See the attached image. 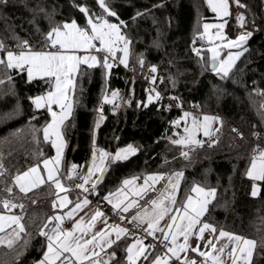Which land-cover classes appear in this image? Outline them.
I'll use <instances>...</instances> for the list:
<instances>
[{"label": "trees", "instance_id": "trees-1", "mask_svg": "<svg viewBox=\"0 0 264 264\" xmlns=\"http://www.w3.org/2000/svg\"><path fill=\"white\" fill-rule=\"evenodd\" d=\"M107 2L117 14L108 18L118 23L131 41L127 65L138 70L141 67L138 60L142 57L144 67L157 68L160 89L165 95L177 97L182 108L197 107L203 114L219 116L220 129L185 159L181 156L184 149L171 142L180 138L182 122L168 124L173 116L181 115L180 111L167 112L158 101L147 103L149 89L123 66H113L107 73L101 66L82 65L72 94V113L63 126L66 147L59 178L73 187L83 181L93 163L94 152L98 162L100 150L115 154L132 145L137 148L135 155L106 164L110 170L98 189L96 201L104 204V196L118 190L126 179L160 173L166 179L157 186L159 190L165 187L167 177L183 172L176 198L178 204L193 194L190 190L195 185L215 189V198L208 204L203 220L210 222L216 232L223 230L259 242L264 238V181L259 195L252 196L253 184L246 171L256 154L255 135L258 140H264V96L261 95L264 0H240L243 7H237L245 22L244 27H237L236 33L244 30L252 37L240 48L247 51L223 79L209 67L211 43L206 39L204 24L215 21L216 14L208 0ZM80 6H86L95 17L102 14L97 0H0V42L4 45L0 57L4 58L6 51L21 48L18 45L23 41L33 50L45 47L46 34L65 22L75 21L79 27H86L87 17L79 10ZM40 8L44 11H39ZM255 14L259 26L255 24ZM194 49L200 51V56ZM121 54L117 52L118 57ZM103 56L100 53V58ZM0 81H3L0 83V164L4 169V175L0 176V199L10 198L24 205L17 210L23 212L26 233L21 234L12 248L0 245V264H37L46 250L45 237L39 233L56 212L55 189L47 182L27 194L21 193L15 186V176L38 166L54 153L52 143L44 140L42 131L51 116L46 109H36L32 103L33 98L51 89V82L29 81L25 70L8 69L2 64ZM113 91L119 93L114 102H104L105 96L113 100ZM141 102L147 107L138 106ZM72 165L77 169L68 178ZM5 187H12L13 193L5 192ZM0 210L6 209L0 206ZM24 241H28L26 247ZM159 253L155 251L152 255ZM120 257L112 264H120ZM251 264H264V248L255 249Z\"/></svg>", "mask_w": 264, "mask_h": 264}, {"label": "snow or ice", "instance_id": "snow-or-ice-1", "mask_svg": "<svg viewBox=\"0 0 264 264\" xmlns=\"http://www.w3.org/2000/svg\"><path fill=\"white\" fill-rule=\"evenodd\" d=\"M98 6L101 9V16L95 17L94 14L86 6H80L79 10L87 17L85 28H80L75 21L71 23L65 22L63 25H57L50 29L46 34L45 46L50 44L52 47L59 46L56 52L52 51H34L27 41H23L18 47L22 50L19 53L13 51H6V57H0V64L4 65L8 69H20L26 70L29 81L36 76L54 78L55 91H50L46 96H38L32 99V103L36 109L46 108L52 116V120L43 128V138L45 141H51L53 147L56 148V158L54 161L45 159L43 161L44 168L47 172V178L39 174L38 167H30L22 174L15 176V186L19 187L21 193L27 194L34 188L39 187L41 184L49 182L53 184L57 189L61 191H68L61 179L58 177L59 169L56 167L60 164L61 152L64 147L62 127L65 121L71 115L72 104L68 103L69 91H74L76 83L74 81L75 75L79 72L80 65L86 64L89 68L99 66L104 69L110 70L113 67V63L109 62V56L112 60L119 59V63L127 66V58L129 56V45L131 41L122 34L120 26L115 23H110L106 16L115 17L117 14L109 7L107 0H97ZM236 4L239 7H243L240 4V0H236ZM227 2L226 0H219V3L213 6V10L217 12H223L227 15ZM39 11H44L40 8ZM240 21V26L244 27L245 17L240 15L237 17ZM205 30L209 25H205ZM222 27V26H221ZM252 34L242 33L234 41H229L226 47L229 48H241L242 45L249 39ZM99 42V47L96 43ZM123 45L120 47V45ZM65 52L78 53L81 50L88 52L89 50H95L100 53H104V56L99 60L95 55L81 56L78 54H64L60 50ZM4 50V45L0 42V51ZM123 53V58L117 56V51ZM195 50V49H194ZM196 54L200 56V51L195 50ZM212 52L211 57V70L219 75L222 79L227 78L232 70L235 62L243 54V51L236 53H229L226 60L219 59V53L215 49H210ZM201 59L203 57L201 56ZM138 62L143 67L144 60L139 58ZM151 73L155 74L157 68L152 66ZM82 76L83 73L80 72ZM151 82L155 84L157 77L152 75L150 77ZM3 83V81H0ZM175 83V81H173ZM149 95L147 97L148 103H152L154 100L159 101L161 96L158 92L154 93V89H149ZM113 100H109L107 96L104 97V102L113 103L114 99L119 95L118 92L113 91L111 93ZM172 99H176L173 97ZM128 103H131L129 100ZM57 105L60 112L52 111V105ZM138 106L147 107V104L141 102ZM103 105L101 104V111ZM264 107V105H262ZM189 113H184L185 118ZM264 116V113H262ZM35 119V117H33ZM103 119V116H101ZM218 118L204 116L202 121L197 117H192L191 127L185 126V135L179 139H173L171 142L175 145L181 146L184 150L181 151V156L185 159H189V154L194 151L196 147L203 145V142L197 138V135L203 130L205 137H211L212 131L210 125ZM179 124V121L174 122ZM96 127H99L97 123ZM235 131V130H234ZM54 138V139H53ZM259 152V160L261 163L257 166L255 158L253 159L251 169L247 172V175L252 180L264 181V150H257ZM137 148L132 145H128L127 148L118 150L115 154H110L101 151L99 153V164L96 163V153L93 154V163L88 167L87 173L82 177L83 183L77 184L76 187L82 189L85 192H89V188L85 187L87 184H91V191L95 192L99 183L103 181L106 174L107 163H115L122 160H127L129 156L135 155ZM53 164L49 167V164ZM77 169L76 165L72 166L73 172ZM99 173V175H97ZM4 175L3 165L0 164V176ZM176 177V182H173V178L167 177L168 184L171 186V193H168V189H165L164 193H161L158 199H152L148 203V206H140L138 199L129 200L127 202L120 200L113 203L110 197L113 195L109 193L104 199L112 205L114 210H119L121 213V219H125L123 213H128L130 209L136 207L139 208L137 213L131 217L130 223H133L135 227H143V231L146 236H151L153 239L159 240L160 243L167 249V253L164 256L156 255L151 261V264H170V261L174 258L176 261H180V264H196L195 260H181L180 253L189 250V236L194 233L199 225L198 232L200 238L203 237L205 230H210L215 233L216 228L209 223L202 222L201 218L207 211V205L211 202V199L215 198V189H205L202 186L195 185L191 188V192L196 193L201 197L194 200L191 195H188L185 202L178 204L175 193L178 190L179 178L183 177V172H177L173 174ZM68 178H71L69 176ZM166 179L163 174H156L148 176L144 180L146 187L142 188L140 193H137L139 199H143L149 189L155 190V183L160 180ZM149 181H152L149 184ZM132 181L124 180L123 184L128 185ZM4 191L12 194V187H5ZM168 193V194H165ZM258 190L256 186H253L252 196H257ZM71 201L65 196L58 202H53V209L57 207L63 208ZM89 203L87 198L82 201L77 199L74 207L66 213V215H54L49 217L48 223L45 224L44 229L40 231V235L45 237L46 250L44 251L43 258L39 261V264H112V261L116 258L115 251L106 253L107 259L101 257L102 252H106V248L111 249L114 244L121 240L123 236H128L131 233L128 229L119 226H110V230H101L92 235L91 239L84 240L83 237L87 234V230L95 226L97 219L103 216V213L97 211L92 217L91 222L88 224V229H83V218L74 224L72 230H64L61 228V223L65 219L72 220L74 215L82 210L83 206ZM0 206L6 210H13L16 208L23 209L24 205L15 203L12 199H0ZM166 216L170 217V222L166 226L161 227V221ZM23 217L18 215H0V245H6L8 248H12L13 245L20 239L21 234L25 233V225L22 223ZM107 223V221H105ZM49 225L51 227L49 228ZM77 230L80 234L77 235ZM115 233V239L109 237L112 233ZM157 233L160 235L158 236ZM183 237V243H179V238ZM227 237L228 242L233 245L231 251L228 253L232 264H251L253 251L257 247L264 248V238L258 242L257 240L247 239L242 236L234 235L226 231H219V238ZM28 241H24L25 247ZM211 244V241H209ZM228 244L216 249L214 244L211 245L213 252L217 255H211L206 252H200L198 248L191 249L193 252H198L201 257H205V260L201 264H221L220 255H222ZM99 249L97 251L96 249ZM149 249L155 251L154 245H145L143 239L136 238L135 243L128 246L127 262L128 264H137V261L143 258L148 260ZM170 253V256L167 254Z\"/></svg>", "mask_w": 264, "mask_h": 264}, {"label": "rangeland", "instance_id": "rangeland-1", "mask_svg": "<svg viewBox=\"0 0 264 264\" xmlns=\"http://www.w3.org/2000/svg\"><path fill=\"white\" fill-rule=\"evenodd\" d=\"M227 2V5H228V8H227V15H225L223 12H217V11H214L213 10V6L218 4L219 3V0H208V4L211 8V10L216 14L215 18L216 20L215 21H211V22H207L204 24V26L207 24L209 25V27L207 28V30H205V27H204V30H205V36H206V39L211 43L210 45V49H215L218 53H219V59H222V60H226L229 53H236L238 51H243V49H238V48H229V47H226V45L228 44L229 41H234L237 39V37L239 35H241L242 33H247L245 32L244 30L238 32V34L236 33L235 36L231 37L229 36L227 33H226V29H227V25H228V18L230 16V5L232 4L234 7H235V18H236V22H237V27L240 26V21L237 19L238 16L241 15V11L238 9L237 7V4H236V0H226ZM106 19L109 20L110 23H115L112 21L111 18H108V16L105 17ZM67 23H71V22H67ZM77 24V23H76ZM117 25H119L118 23H115ZM199 25V24H198ZM120 26V25H119ZM222 26V27H221ZM79 27V26H78ZM81 28V27H80ZM85 28V27H84ZM121 29V32L123 35H125L123 33V29L120 27ZM237 31V29H236ZM126 36V35H125ZM95 43V42H94ZM123 45L121 44L120 47H122ZM47 47H52L50 44H48ZM57 50L59 49V46L57 45L55 47ZM209 49V50H210ZM33 50V49H32ZM34 51H40L39 50H34ZM61 52H63L64 54H78L79 53H82L81 56H85V55H95L97 56L98 60L100 59V52H97L95 51L94 49L93 50H89L88 52H85L83 50H81L80 52L78 53H73V52H65L64 50H60ZM119 51V50H118ZM117 51V52H118ZM244 52V51H243ZM17 53V52H16ZM209 57L211 59L212 57V52L209 51ZM111 58V56H109V59ZM120 58H123V53L120 55ZM4 59L6 60L7 57H6V53L4 55ZM128 60V58H127ZM116 62L119 63V59L115 60ZM112 63V62H110ZM236 63V62H235ZM121 64V63H120ZM82 65H86V64H82ZM80 65V68L81 66ZM235 65V64H234ZM99 66V64L97 65ZM114 66V65H113ZM121 66H123L124 68L125 67H131V66H125L124 64H121ZM144 67V66H143ZM234 67V66H233ZM232 67V68H233ZM145 69H149V68H146L144 67ZM26 71V70H25ZM80 71V69H79ZM107 73H109L110 70H107ZM27 73V72H26ZM79 73V72H78ZM78 73L75 75L74 77V81L76 83V78H77V75ZM29 79V78H28ZM34 79H48L50 82H51V89L48 91H55V85H54V78H49V77H43L41 78L40 76H36ZM33 80V79H32ZM47 92V93H48ZM44 94V95H41V96H46L47 95ZM72 94H73V91H69L68 93V103H71L72 104ZM155 94V92L153 93V95ZM155 101V100H154ZM153 101V102H154ZM148 103V101H147ZM73 108V107H72ZM41 109H46V108H41ZM47 110V109H46ZM48 111V110H47ZM52 111H55L57 113L60 112V109L57 105H52ZM49 112V111H48ZM184 113H187V112H182L181 115L179 116V122H182V130H181V133H180V138L182 136L185 135V132H184V128L185 126H188V127H191V120H192V117H197L199 118L201 121H202V118L204 116H209V117H215V118H218L216 121L212 122L211 125H210V129L212 131V136L210 138H212L213 136H215L218 132V130L220 129V125H221V118L217 115H213V114H203V112L199 111L198 113H189L190 115L188 117L185 118L184 116ZM50 116H51V113L49 112ZM52 120V116H51V119L48 123H50ZM62 131V134H63V127L61 129ZM197 138L200 139L203 144L208 140L210 139L209 137H205L203 135V130L201 129V131L199 132V134L197 135ZM54 139V138H53ZM51 142V141H50ZM63 144H64V147L62 148V152H61V160H60V164L57 165L56 167L59 169V172H60V169L62 168V164H63V158H64V151H65V147H66V140L64 138V135H63ZM54 148V153L51 157L49 158H46L47 160L49 161H54L55 158H56V148ZM124 149V148H123ZM259 153H256L253 158L251 159L250 161V164L247 168V171L246 173L251 169V165H252V162H253V159L255 158L256 160V163H257V166H259V164L261 163V161L259 160ZM44 161V160H43ZM43 161L38 165V166H34V167H38L39 169V174L42 175L45 180L47 178V172L44 168V164H43ZM100 162V161H99ZM99 164V163H97ZM53 164H49V167H52ZM73 166V165H72ZM72 166L70 167L69 169V176H72L74 173L72 172ZM58 172V177H60V173ZM72 174V175H71ZM156 174H160V173H152V174H149L148 176H152V175H156ZM99 175V173L97 174ZM147 176V177H148ZM248 176V175H247ZM61 179V178H60ZM129 181H132L131 183H129L128 185H124L122 184V186L118 189V190H115V191H111L109 193H112L113 195L110 197V199H112L113 203L115 202H118L120 200H123L125 202L129 201V200H133L135 199V197H137V193H140L142 191V188L143 187H146L144 185V179H140V178H132V179H128ZM252 180V179H251ZM61 182L64 184L65 188L69 189L68 191H61L60 189H57L55 186H54V189H55V197H54V201L58 202L60 199H62L63 197L67 196L68 197V200L71 201V203H68L65 207L63 208H60V207H57L56 208V212L54 215H66V213L68 211H70L77 199L79 200H83L85 198H87V200L89 201V203L86 205V206H83L82 207V210L78 211L72 220H70V222H72V227L70 230H72L74 228V224L78 221L81 220V218H83V224H82V228L83 229H88V224L91 222V217L97 212H101L103 213V216L99 217L95 223V226L91 229H88L87 230V234L83 237L84 240H87V239H91L92 235L96 232H99L101 230H110V226H119L117 223H114V222H111L108 215L106 214V209L107 207H109L110 205V209L112 207L111 204L108 203V201H106L104 199V204H107V206H105L104 208L100 207V201H96L95 198L98 196L99 194V190L96 189L95 192H92L91 191V184H87L85 185V187L89 188V192H85L83 191L82 189H79L76 187L77 184H80V183H83V181H79L74 188V191H70L71 190V187L72 186H69V185H66L64 183V181L61 179ZM47 183V182H46ZM152 181H149V184H151ZM160 183V181H159ZM45 184V183H44ZM44 184H41V185H44ZM157 183H155V190H152V189H149L145 195V197L143 198V200L141 202H139V205L140 206H148V203L146 202H150L152 199H158L160 194L161 193H164L165 192V188H161V189H156L157 188ZM252 191H253V186L255 185L257 190H258V195L260 193V189H261V181L260 180H252ZM40 185V186H41ZM39 186V187H40ZM38 188V187H37ZM35 189V188H34ZM80 191V192H78ZM108 193V194H109ZM108 194H106L105 196H108ZM165 194H168V193H165ZM257 195V196H258ZM104 196V197H105ZM193 197L194 200L196 199H200L201 197H199L198 194L196 193H193L191 195ZM213 199H211L212 201ZM104 204H101L102 206ZM208 207V205H207ZM136 208V207H134ZM113 209V207H112ZM114 210V209H113ZM118 215L121 217V213L119 212V210H115ZM22 214L23 212L21 211H18L17 208L16 209H13L11 212H8V211H2L0 210V215H18V216H21L22 217ZM126 213H123L122 215L124 217H126L125 215ZM204 217V215H203ZM202 217V218H203ZM201 218L202 222H206V223H209L210 225H212L210 222L208 221H204L203 219ZM126 219V218H125ZM124 219V220H125ZM69 221V219H67ZM65 221V220H64ZM105 221H107V223H105ZM164 221V223H163ZM161 221V225H164L166 226V224L168 222H170V217L169 216H166L165 219ZM163 226V227H164ZM213 226V225H212ZM198 228H199V225L197 226V229L194 230V233L195 234H192L189 236V241H188V244H189V250L186 251V252H182L180 253V257H181V260H195L196 261V264L197 261H198V258L197 256H199L198 252H193L191 251V249H194V248H198L200 252H204L206 251V253H209L212 255L213 252V249L211 247L212 244H214L216 246V249H219L221 246L225 245V244H228L229 246L225 249L224 253L222 255H220V257H222L223 260H228L227 264H232V261L231 259L229 258L228 256V253L231 251L233 245H231L229 242H228V239L227 237H224V238H219V235L216 236L215 233L211 232L210 230H205V232L203 233V237L200 238V234L198 232ZM77 235L80 234V231L77 230ZM130 236H123L121 238L120 241H118L116 244L113 245V247L111 249H108L106 248V252H102L101 253V257L103 259H107V254L106 253H109V252H112V251H115L116 253V258L117 257H120L121 258V261H120V264H128L127 262V247L132 245L133 243H135L136 241V238H141L140 236H137V237H133V238H129ZM110 239H115V233L113 232L112 235L109 237ZM143 239V238H141ZM249 239V238H247ZM209 241H211V244H209ZM179 243H183V237H180L179 238ZM143 243L145 245H148L145 240L143 239ZM201 248H205L206 250H203ZM97 251H99V249L97 248L96 249ZM150 255H149V258H148V264H151V261L155 258L156 255H152V251L149 249L148 250ZM117 252H121V253H117ZM254 252L255 250L253 251V255H252V259H251V263L253 261V258H254ZM166 253H159L157 255H161V256H164ZM168 256H170V253L167 254ZM115 258V260H116ZM114 261V260H113ZM112 261V262H113ZM147 260H144L143 258H141L140 260L137 261V264H141V263H145ZM39 264V261L38 263ZM170 264H180V261H176L174 258L170 261Z\"/></svg>", "mask_w": 264, "mask_h": 264}, {"label": "built area", "instance_id": "built-area-1", "mask_svg": "<svg viewBox=\"0 0 264 264\" xmlns=\"http://www.w3.org/2000/svg\"><path fill=\"white\" fill-rule=\"evenodd\" d=\"M229 10H230V16L228 18L229 21H228L226 33L229 36L233 37V36H235V32H236V29H237V22H236V18H235V16H236L235 7L231 4ZM254 17H255V24L259 26L258 16L255 14ZM251 37H252V35L249 37V39ZM95 43H96L97 47L100 46L99 42H95ZM21 50H22V48H14V49H12L10 51L19 53ZM40 51L56 52L57 49L54 48V47H46L45 46V47H42L40 49ZM81 54L82 53H79V55H81ZM109 62H112L115 67L121 66L120 63L116 62L115 60H112V58L109 59ZM125 69L130 75L142 80L144 82L145 86L148 89H154L155 90L154 92H158L160 94L161 99L158 101L159 105L161 107H164L167 112H172L174 110L180 111L181 113L182 112H187V113H198L199 112L197 107H192L190 109L182 108L180 105H178L177 97H175L176 99H172L173 97H169V96L165 95L162 92V90L160 89L161 78H158L156 73L155 74L151 73V71H150L151 68L145 69L144 67H140L137 70V69H135L134 67L131 66V67H125ZM152 75H155L157 77V80H156L155 84H153L151 82L150 77ZM261 95L264 96V90H261ZM263 109H264V107H263ZM178 120H179V116L175 115L168 121V124L169 125H174L175 124L174 122H176ZM240 131H241L242 134H244L242 129ZM257 138L259 139L258 135H255V138H254L255 140L253 142L255 144V146H256L255 153H259L257 151L258 149L259 150H264V140H258ZM101 151L102 150H100L99 152H101ZM70 191L72 192V191H74V189H71ZM6 211L11 212L12 210L11 211L6 210ZM106 212H107V215H108V217H109L111 222L117 223L121 227L126 228V229L129 230V232L131 233L129 235L130 237L140 236L141 238H143L145 240V242L148 245L149 244L154 245L155 246V251H159L160 253H167V249L160 243L159 240L153 239V237H151V236H146L145 232L143 231V227L137 228V227H135V225L133 223L129 222L130 221L129 219H125V220L121 219V217L118 215V213L115 210H113V209H109ZM60 226L64 230H70L71 229V224H70L69 221H63ZM163 226L164 225H161V227H163ZM157 235L159 236L160 234L157 233ZM150 250L152 252H155L152 249H150ZM204 260H205V257L201 260V262L204 261ZM201 262H200V264H201ZM208 264H211V262L208 261Z\"/></svg>", "mask_w": 264, "mask_h": 264}, {"label": "crops", "instance_id": "crops-1", "mask_svg": "<svg viewBox=\"0 0 264 264\" xmlns=\"http://www.w3.org/2000/svg\"><path fill=\"white\" fill-rule=\"evenodd\" d=\"M238 49H240V48H238ZM72 113V112H71ZM69 118V117H68ZM132 156V155H131ZM130 157V156H129ZM96 163H99V161L98 162H96ZM98 174V173H97ZM144 178H146V177H143V178H141V179H144ZM173 178V182H176V177H172ZM161 182H162V180H160V183L158 182V184H157V186L158 185H160L161 184ZM179 183H180V178H179V182H178V189H179ZM73 187H75V186H73ZM73 187H71V189H74ZM165 189L167 188L168 189V193H171V186L168 184V181L166 182V185H165V187H164ZM78 192H80V191H78ZM148 193V192H147ZM177 194H178V190L176 191V193H175V197L177 198ZM144 197H145V195H144ZM143 197V198H144ZM135 199H138L139 200V202H141L143 199H139V197L137 196V197H135ZM100 204V203H99ZM100 207H102V208H104V206H102L101 204H100ZM109 208H110V205H109ZM105 209V208H104ZM111 209H112V207H111ZM139 210V208H132V209H130V211L128 212V213H126L125 215H126V219H129V220H131V217L133 216V215H135L136 213H137V211ZM106 211H107V209H106ZM206 213V212H205ZM106 214H107V212H106ZM205 215V214H204ZM203 219V218H202ZM65 221H68L67 219H65ZM69 222H70V220H69ZM163 223H164V221H163ZM70 224L72 225V222H70ZM72 227V226H71ZM121 227V226H120ZM142 227H144V226H142ZM215 235L216 236H218L219 235V232H215ZM202 249V251L203 250H206L205 248H201ZM207 251V250H206ZM206 251H204V252H206ZM210 253V252H209ZM212 255H217V253H212ZM197 257H199L198 258V261H197V263L198 264H200V261H201V259L202 258H204V257H201L200 255L199 256H197ZM220 260H221V264H227L228 262V260L226 261V260H223L222 259V257H220Z\"/></svg>", "mask_w": 264, "mask_h": 264}, {"label": "water", "instance_id": "water-1", "mask_svg": "<svg viewBox=\"0 0 264 264\" xmlns=\"http://www.w3.org/2000/svg\"><path fill=\"white\" fill-rule=\"evenodd\" d=\"M210 69H211V62H210V65H209ZM220 77V76H219ZM221 78V77H220ZM222 79V78H221ZM109 168L107 167V171H106V174L104 175V178H103V181L101 183L98 184L97 188L96 189H99V187L104 183L108 173H109Z\"/></svg>", "mask_w": 264, "mask_h": 264}]
</instances>
